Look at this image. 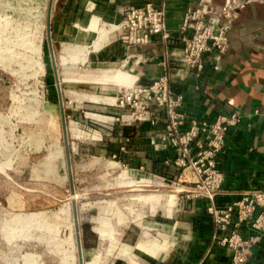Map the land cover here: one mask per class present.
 <instances>
[{
	"label": "rangeland",
	"instance_id": "374dc122",
	"mask_svg": "<svg viewBox=\"0 0 264 264\" xmlns=\"http://www.w3.org/2000/svg\"><path fill=\"white\" fill-rule=\"evenodd\" d=\"M53 5L54 0H0V264H80L79 239L84 264L121 260L123 248L139 263V255L153 256V240L161 253L167 250L164 246L171 230L164 227L163 236L157 239L152 235L156 229L153 223L170 216L184 188L161 179L151 180L154 184L149 186L123 185L125 171L112 156L101 160L91 157L85 148L100 144L99 130L120 124L113 121L117 119L112 116L117 110L115 101L97 104L86 99L92 104L76 106L68 94L74 93L72 85L68 88L70 84L65 83L61 88L69 175L47 39L48 13ZM62 63L67 65L68 58L63 57ZM67 74H63L64 79ZM104 78L102 73L75 76L74 81L82 82L76 93L106 99L101 85ZM71 124H76L80 135L70 131ZM107 139L103 143L111 154L115 143ZM105 163H114L117 168H106ZM151 195L165 196L163 206L142 202L144 196ZM138 196L147 206L134 200ZM134 224L142 230L137 244H122V232ZM140 242L143 248L138 249Z\"/></svg>",
	"mask_w": 264,
	"mask_h": 264
},
{
	"label": "crops",
	"instance_id": "0c3cea01",
	"mask_svg": "<svg viewBox=\"0 0 264 264\" xmlns=\"http://www.w3.org/2000/svg\"><path fill=\"white\" fill-rule=\"evenodd\" d=\"M147 2L164 5L167 25L173 35L187 10L200 6L198 0H54L52 47L60 83L62 86L70 84L68 88L72 85L70 89L75 93L72 104L86 106L97 103L86 101L83 96L87 95L76 93L82 88V82L74 81L75 76L104 74L103 84H83H101L106 89V99L115 101L120 89L131 86H125V83L134 80L132 85L136 83L149 87L160 76L168 74L173 89L184 95L181 112L188 119L213 123L218 116L230 113H238L241 117L239 129L230 133L227 147L218 159V170L224 180L215 193L214 204L224 207L252 192L264 193V3H251L239 12L228 33V52L223 56L209 54L202 76L194 78L184 73L177 75V70L171 65L170 54L180 46L177 42L166 44L155 39L143 51L130 45L128 34L122 29L120 7L142 6ZM223 3L224 0H212V10L218 12ZM93 18L100 21L98 31H104L102 36L91 28ZM95 41H99L98 44ZM142 53L151 55L152 59L139 63L137 55ZM63 57L68 58L67 65L62 63ZM66 73L64 79L63 74ZM117 75L121 76L115 82L110 79ZM67 77L70 80L67 81ZM102 113L111 116L110 112ZM125 113L127 111L117 109L112 116L121 117ZM104 128L99 130L100 144L85 148V151L95 159L99 157V160L112 156L124 169L122 176L143 178L142 183L124 181L123 185L149 186L154 184L151 180L161 179L168 184L178 183L185 191L170 216L165 213L164 219L153 223L156 229L152 235L157 239L163 236L161 230L164 227L171 230L170 236L164 235L169 239L164 246L167 250L158 257L139 255L138 264H230L231 254L218 244L217 239L222 234L215 229L208 213L212 202L206 197L195 199L190 196L196 178L191 173H183L173 164L175 155L171 149L151 146V139L156 135L152 128L148 124L139 127L117 124ZM107 137L115 143L111 154L103 143L108 141ZM158 165H163L167 174L165 177L153 174ZM139 198L134 200L147 206L140 203ZM170 202L171 199L167 198L166 205L170 206ZM139 223L143 224V220ZM141 233L138 224L129 226L122 232L121 243L134 247ZM241 233L246 235L248 232L243 228ZM111 264L130 263L117 259ZM247 264H264V237L253 249Z\"/></svg>",
	"mask_w": 264,
	"mask_h": 264
},
{
	"label": "built area",
	"instance_id": "2783aa9c",
	"mask_svg": "<svg viewBox=\"0 0 264 264\" xmlns=\"http://www.w3.org/2000/svg\"><path fill=\"white\" fill-rule=\"evenodd\" d=\"M198 1L200 6L187 10L175 35L169 31L164 5L154 2L120 7L122 29L127 32L130 45L141 51L155 39L166 44L177 42L180 46L170 54L177 75L200 78L209 54L223 56L228 52V33L239 12L264 0H224L218 12L212 10V0ZM151 59V55H137L139 63ZM171 82V76L163 74L149 87L135 83L120 89L115 107L127 113L113 121L124 127L148 124L152 128L156 135L151 146L171 149L175 155L173 164L196 178L190 196L206 197L212 202L208 213L215 229L222 234L218 244L231 254L230 264H247L264 237V193L252 192L224 207L214 204L215 193L224 180L218 159L227 147L230 133L239 129L241 117L230 113L218 116L213 123L188 119L181 112L184 95L176 92ZM243 228L246 235L241 233Z\"/></svg>",
	"mask_w": 264,
	"mask_h": 264
},
{
	"label": "bare ground",
	"instance_id": "6f19581e",
	"mask_svg": "<svg viewBox=\"0 0 264 264\" xmlns=\"http://www.w3.org/2000/svg\"><path fill=\"white\" fill-rule=\"evenodd\" d=\"M43 18V17H42ZM99 20L98 19H94L93 18V20H92V22H91V28L93 29V30H96V31H98V26H99ZM101 25V24H100ZM106 26V25H105ZM108 26V25H107ZM110 27V26H109ZM82 30H84V29H82ZM86 30V29H85ZM105 30V29H104ZM111 30V29H110ZM88 32V31H87ZM94 32V31H93ZM99 32V34H100V36H102L103 34H104V31L103 30H99L98 31ZM80 34V33H79ZM97 34V33H96ZM81 35V34H80ZM78 37H79V35H78ZM88 38V37H87ZM109 38V37H108ZM96 42V41H95ZM97 42H99V41H97ZM96 42V43H97ZM85 43V42H84ZM94 43V42H93ZM90 44V43H89ZM98 44V43H97ZM92 45H95V44H92ZM75 46H77V45H75ZM94 47V46H93ZM96 47V46H95ZM94 47V48H95ZM90 51V50H89ZM93 51H95V50H93ZM98 51H100V50H98ZM86 53V52H85ZM78 57V56H77ZM79 58V57H78ZM80 59H82V58H80ZM85 59V58H84ZM83 59V60H84ZM120 76L121 75H117V76H115V77H113V78H110L112 81H116L118 78H120ZM134 82V80L132 81V82H129V83H125V86H130V85H132V83ZM68 94L71 96H73L74 97V93L73 92H71V91H69L68 92ZM71 96V98H73ZM76 97V96H75ZM79 98H81V97H79ZM84 98H86V99H91V101H94V102H97V103H102V102H106V100L107 99H104V98H99V97H87V96H83V99ZM100 118V117H99ZM70 131L73 133V134H75V135H80V132H79V130H78V127L76 126V124H71L70 125ZM105 167L106 168H110V169H116L117 168V165H115L114 163H105ZM122 182H128V183H133V182H143V178H141L140 176H136V175H124V176H122ZM166 199V197L165 196H162V195H151V196H144L141 200H142V202H147V203H150L151 205H153V204H155V205H162L163 206V204H161V202L163 201V200H165ZM161 206V207H162ZM100 231V230H99ZM100 233H101V236L103 237V234H104V232L103 231H100ZM146 237L147 238H149V234L148 233H146ZM149 243V242H148ZM151 244L153 245V247L151 248V254L153 255V257H158V256H160V254H161V251H162V249H161V247H159V245L153 240V242H151ZM138 249H141V248H143V243H139V245H138V247H137ZM127 248H123L122 250H121V252L119 253V257L121 258V260H124V261H126L127 263H130V264H138L135 260H134V257H133V254H129V253H127V252H124V250H126ZM128 250H129V248H128ZM81 259H79V263L81 262L80 261Z\"/></svg>",
	"mask_w": 264,
	"mask_h": 264
},
{
	"label": "water",
	"instance_id": "95a60500",
	"mask_svg": "<svg viewBox=\"0 0 264 264\" xmlns=\"http://www.w3.org/2000/svg\"><path fill=\"white\" fill-rule=\"evenodd\" d=\"M47 39H48V45H49V48H50V56H51V61H52L53 69H54V75H55V80H56V84H57V91H58V96H59V101H60L63 137H64V142H65V149H66V155H67L69 175L71 176V161H70V152H69V146H68V133H67V123H66L65 111H64L63 94H62L61 83H60V80H59V77H58V74H57V70H56L55 54H54V51H53L52 40H51V10L48 13ZM73 210H74L75 222L77 223L78 222L77 210L75 208V204L74 203H73ZM92 231H93V229H92ZM77 234L79 236V227H78V225H77ZM78 245H79V252L81 253V257H80V259H81L80 261L81 262H80V264H84L83 257H82V249H81V241H80V239H79V244Z\"/></svg>",
	"mask_w": 264,
	"mask_h": 264
},
{
	"label": "trees",
	"instance_id": "16d2710c",
	"mask_svg": "<svg viewBox=\"0 0 264 264\" xmlns=\"http://www.w3.org/2000/svg\"><path fill=\"white\" fill-rule=\"evenodd\" d=\"M156 168L157 169L153 171V174L158 175L160 177H165L167 175L163 168V165H158Z\"/></svg>",
	"mask_w": 264,
	"mask_h": 264
}]
</instances>
